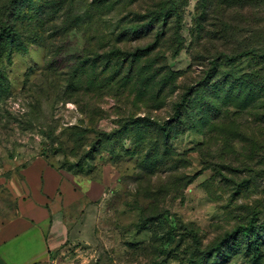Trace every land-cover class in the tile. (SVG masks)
<instances>
[{"label": "rangeland", "instance_id": "1", "mask_svg": "<svg viewBox=\"0 0 264 264\" xmlns=\"http://www.w3.org/2000/svg\"><path fill=\"white\" fill-rule=\"evenodd\" d=\"M27 1L23 5L28 8ZM50 1L59 3V17L66 13L67 17L45 27L56 24L75 29L63 41L62 55L59 53L49 64L52 87L44 82L49 61L45 44L24 40L23 45L13 47L11 63L5 64L10 91L0 97V178L7 179L38 157L57 170L96 181L102 172H108L110 187L93 208H84L88 214L80 223L81 237L76 246L80 248H73L78 251H72V256L60 264H94L95 260L111 264H198L201 259L205 264L212 259L215 264H264V165L259 157L245 151V167L231 166L227 161L242 160L230 154L233 141L229 148L210 142L205 149L207 133H183L176 123L168 121L186 80L195 77L191 72L200 70L192 66L189 52L198 0H188L180 32L183 50L175 58L167 57L172 71L191 72L158 110L146 109L143 92L133 84H114V78L108 83L112 71L107 75L101 72L93 99L85 92L67 95L66 91L72 95L76 92L68 88V66L73 64V56L84 50H99L100 60L110 49L108 41L86 44L88 38L80 33L83 25L79 19L83 0ZM108 27L105 32L111 31ZM155 32L156 28L151 36L126 42L123 48L134 51L144 47L153 41ZM101 46L104 48L100 50ZM157 53L158 49L151 54L155 60ZM241 68H246L245 61ZM131 117L168 122L170 142L164 164L152 169L134 155L137 149L133 139L129 141L132 136L123 133ZM239 123L249 132L257 128L246 114ZM152 144L151 137L144 140L143 155ZM150 159L149 163L154 162V157ZM14 208L13 200L0 188V220L10 219ZM252 219L261 249L258 261L246 251L249 237L233 233Z\"/></svg>", "mask_w": 264, "mask_h": 264}, {"label": "trees", "instance_id": "2", "mask_svg": "<svg viewBox=\"0 0 264 264\" xmlns=\"http://www.w3.org/2000/svg\"><path fill=\"white\" fill-rule=\"evenodd\" d=\"M25 2L0 0V97H6L10 91L5 64L11 63L17 43L41 40L45 44L49 61L44 69V82L52 87L49 64L60 56L63 41L75 29L56 24L53 28L45 27L53 20L67 17V13L59 17V3L28 0L27 8ZM187 7L188 0H83L80 33L88 38L86 44L92 40L108 41L110 51L100 60L96 53L99 50H84L73 56V64L68 66V88L76 92L72 95L66 91L67 95L85 92L93 99L101 72L107 75L112 71L108 83H112V78L114 84L131 83L143 92L146 109H161L168 95L191 72H174L167 64L168 56L175 58L183 50L180 32ZM106 26L110 32L104 31ZM155 28L150 44L134 51L123 48L126 42L151 36ZM91 31L93 35L89 36ZM156 49L155 60L151 54ZM189 52L192 66H199L200 70L192 71L194 79L186 80L169 123H176L175 127L183 133H207L205 149H209L210 142L229 148L233 141L230 154L235 153L242 160L227 161L231 166L245 167L242 157L245 151L259 157L264 165V0H198ZM244 61L245 69L241 68ZM242 114L257 127L252 132L239 123ZM128 122L123 133L127 131L128 137L132 136L129 141L133 139L137 149L134 155L152 169L164 164L170 142L168 122L159 124L150 117H131ZM148 137L154 144L143 155L142 146ZM152 157L154 162L149 163ZM233 233L249 237L246 251L253 261H258L261 249L254 219L237 226ZM198 264H205L204 260ZM210 264H215V260Z\"/></svg>", "mask_w": 264, "mask_h": 264}, {"label": "crops", "instance_id": "3", "mask_svg": "<svg viewBox=\"0 0 264 264\" xmlns=\"http://www.w3.org/2000/svg\"><path fill=\"white\" fill-rule=\"evenodd\" d=\"M108 172L98 181L69 174L38 157L0 178V188L14 202V214L0 220L2 264H60L77 252L80 223L110 187ZM80 235V236H79ZM94 264H111L95 260Z\"/></svg>", "mask_w": 264, "mask_h": 264}]
</instances>
